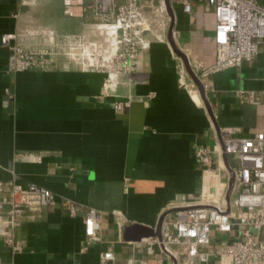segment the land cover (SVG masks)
<instances>
[{
  "label": "crops",
  "instance_id": "obj_1",
  "mask_svg": "<svg viewBox=\"0 0 264 264\" xmlns=\"http://www.w3.org/2000/svg\"><path fill=\"white\" fill-rule=\"evenodd\" d=\"M204 8H175V39L210 65L215 18ZM39 21L61 35L85 29L81 18L65 13L64 0H0V180L35 183L56 195L53 207L25 214L12 243L0 218V264H186L158 245L149 253L148 238L124 236L125 229L154 230L164 213H174L172 204L199 198L203 173L195 147L212 148L220 129L233 127L242 136L264 131V103L238 96L241 90L264 96V45L241 66L198 73L212 116L198 85L180 72L167 34L152 41L132 75L114 77L109 96L101 95V72L8 71L14 40L2 38ZM126 99L131 107L117 112L114 103ZM72 206L79 208L74 216ZM91 208L100 216V240L87 246L84 216ZM234 238L215 232L208 261L195 257L193 264H221L215 249ZM106 251L114 261L103 262Z\"/></svg>",
  "mask_w": 264,
  "mask_h": 264
},
{
  "label": "built area",
  "instance_id": "obj_2",
  "mask_svg": "<svg viewBox=\"0 0 264 264\" xmlns=\"http://www.w3.org/2000/svg\"><path fill=\"white\" fill-rule=\"evenodd\" d=\"M174 9L182 7L192 13L196 3L204 5L215 18L213 39L216 58L205 73L241 66L252 61L264 45V5L260 0H171ZM65 13L84 21L81 33L61 35L45 28L35 33L5 35L3 43H14L8 71H51L79 69L101 72L106 79L101 91L109 96L117 75H132L141 54L152 41H165L169 15L165 0H64ZM204 63H201V66ZM242 101L264 103V96L241 90ZM119 113L131 107V99L114 103ZM227 156L228 162L225 161ZM202 165V190L194 201H179L168 210L162 227V239L148 238L149 253L155 246L174 257L208 261L213 234L235 233L214 251L221 264H264V131L252 136L239 135L233 127L220 129L212 148L195 147ZM225 177V178H224ZM211 199H204L206 195ZM53 191L35 183L23 186L17 180H0V218L4 219L6 242L27 213H39L53 207ZM79 208L71 207L74 216ZM100 216L88 209L84 216L88 246L100 240ZM103 262L114 261L115 254L106 251ZM143 264L133 261L127 264ZM118 264V263H114Z\"/></svg>",
  "mask_w": 264,
  "mask_h": 264
},
{
  "label": "water",
  "instance_id": "obj_3",
  "mask_svg": "<svg viewBox=\"0 0 264 264\" xmlns=\"http://www.w3.org/2000/svg\"><path fill=\"white\" fill-rule=\"evenodd\" d=\"M165 4H166L167 12H168V15L170 18L169 25H168V31H167L168 41L171 45V48L173 49V52L183 60L191 79L198 85V87L201 91V94L206 101L207 107H208L211 115L213 116L212 108H211L209 101L206 97L204 84H203L200 76L193 69V67L190 63V60H189V56L178 45V43L175 39V27H176V22H177L176 11H175L172 3H171V0H165ZM224 157H225V161L228 162L227 156L224 155ZM166 215H167V213H164L162 215L156 229L153 230L149 227H146V226H143L140 224H133V225H131L125 229L124 236H126V235H133L134 236L135 235V237L137 239L152 238V237H159L160 239H162V227H163V222L165 220Z\"/></svg>",
  "mask_w": 264,
  "mask_h": 264
},
{
  "label": "rangeland",
  "instance_id": "obj_4",
  "mask_svg": "<svg viewBox=\"0 0 264 264\" xmlns=\"http://www.w3.org/2000/svg\"><path fill=\"white\" fill-rule=\"evenodd\" d=\"M37 1H39V0H37ZM41 1V0H40ZM45 20V19H44ZM47 20V19H46ZM43 21H39V22H37V23H35V24H33V26H29V28H26L24 31H22L23 33H25V34H27L28 32H31V33H35V32H37V31H41V30H43V29H45V28H49V29H53V30H55V32H58L57 30H56V28H54V25H50L49 23H42ZM53 26V27H52ZM85 29L83 28V31H84ZM82 31V32H83ZM175 31H176V29H175ZM59 33V32H58ZM187 55L189 56V60H190V63H191V65H192V67H193V69L196 71V73L198 74L199 72L201 73L202 71H204V66H207L208 67V65H206L205 63L201 66V63H200V60L198 59V58H196L194 55H192L191 53H187ZM179 59H180V67H179V70H180V72H182L183 74L185 73L186 75H185V77L188 75V76H190L189 75V73H188V71H187V69H186V66H185V64H184V62H183V60L179 57ZM213 65V63L212 64H210L209 66H212ZM136 71V70H135ZM179 76H180V73H179ZM181 78H182V76H181ZM103 90V89H102ZM104 97V96H103ZM225 178V177H224Z\"/></svg>",
  "mask_w": 264,
  "mask_h": 264
},
{
  "label": "bare ground",
  "instance_id": "obj_5",
  "mask_svg": "<svg viewBox=\"0 0 264 264\" xmlns=\"http://www.w3.org/2000/svg\"><path fill=\"white\" fill-rule=\"evenodd\" d=\"M115 106V105H114ZM115 108V107H114Z\"/></svg>",
  "mask_w": 264,
  "mask_h": 264
}]
</instances>
